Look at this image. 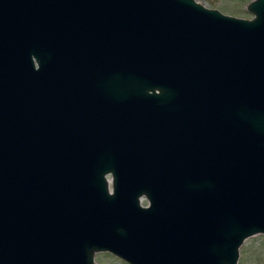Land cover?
<instances>
[{"label":"water","instance_id":"obj_1","mask_svg":"<svg viewBox=\"0 0 264 264\" xmlns=\"http://www.w3.org/2000/svg\"><path fill=\"white\" fill-rule=\"evenodd\" d=\"M248 10L0 0V264H238L264 234V0Z\"/></svg>","mask_w":264,"mask_h":264},{"label":"rangeland","instance_id":"obj_2","mask_svg":"<svg viewBox=\"0 0 264 264\" xmlns=\"http://www.w3.org/2000/svg\"><path fill=\"white\" fill-rule=\"evenodd\" d=\"M208 8H215L221 12L252 19L253 13L248 10V5L253 0H196ZM143 204L147 205L148 201L143 198ZM241 263L240 264H264V234H257L246 239L240 247ZM95 262L99 264H128L119 257L109 252L95 253Z\"/></svg>","mask_w":264,"mask_h":264},{"label":"flooded vegetation","instance_id":"obj_3","mask_svg":"<svg viewBox=\"0 0 264 264\" xmlns=\"http://www.w3.org/2000/svg\"><path fill=\"white\" fill-rule=\"evenodd\" d=\"M241 255H242V253H240V256H239V260H238L239 264L241 263Z\"/></svg>","mask_w":264,"mask_h":264}]
</instances>
